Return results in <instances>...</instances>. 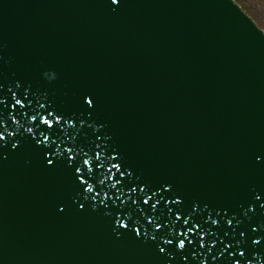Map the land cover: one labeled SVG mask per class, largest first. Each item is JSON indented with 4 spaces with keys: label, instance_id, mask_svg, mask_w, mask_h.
<instances>
[{
    "label": "water",
    "instance_id": "obj_1",
    "mask_svg": "<svg viewBox=\"0 0 264 264\" xmlns=\"http://www.w3.org/2000/svg\"><path fill=\"white\" fill-rule=\"evenodd\" d=\"M246 14L235 0H0L9 99L28 94L33 108L91 124L128 183L170 187L185 210L228 211L236 229L222 237L232 250L189 249L185 262L163 244L170 231L153 241L135 214L120 228L127 214L86 199L58 154L47 165L18 111L0 149V264H233L236 250L264 264V242H251L264 236V31Z\"/></svg>",
    "mask_w": 264,
    "mask_h": 264
},
{
    "label": "snow or ice",
    "instance_id": "obj_2",
    "mask_svg": "<svg viewBox=\"0 0 264 264\" xmlns=\"http://www.w3.org/2000/svg\"><path fill=\"white\" fill-rule=\"evenodd\" d=\"M84 102L89 107L93 105L91 98H86ZM35 103L37 107L33 108V101L28 94L21 96L12 93L9 99L3 85H0V149L8 146L10 136L15 138L18 135L17 131H9V124L19 125V111L21 117L30 121L26 131L36 145L44 150L47 165H53V155L58 154L71 169L76 185L86 199L105 207H115L122 214H127V221L116 220L120 228L128 229V221L133 220L135 214L136 217L143 218L146 225L154 228L155 234L151 236L153 241L157 240L158 234L170 231L163 239V244L174 246L176 254H180L185 262L189 259V249H192L193 258L197 250L201 257L204 252L211 253L218 243L224 245L225 252L233 249V242L226 243L222 238L230 236L236 230L234 218H228V211L207 213L205 210L204 214H200L199 205H188L185 210L179 207L185 204L183 198L164 195L172 191L170 187L154 189L147 184L142 186L140 183H128L133 172L122 166L119 153L109 150L107 144L101 143L104 137L98 130L90 131L91 124L66 118L46 102ZM12 146H19L15 139ZM134 193L139 194L134 196ZM154 196L156 199H153ZM255 199L259 202L258 206L264 209V194H257ZM79 206L81 209L85 207L83 203ZM162 207L166 215L161 213ZM252 210L255 211V208ZM252 231L258 232L260 228L254 227ZM133 232L137 237L147 235V230L142 233L141 227H134ZM241 235L245 233L241 232ZM251 242L259 246L264 242V236L253 237ZM159 252L166 253L168 248L161 246ZM223 255L224 252L221 253ZM231 256L233 264H241V258H244L245 264H251V259L246 257L243 250L231 251ZM172 258L175 259V255ZM212 259L215 260L216 257L212 256ZM202 264H208V260L204 259Z\"/></svg>",
    "mask_w": 264,
    "mask_h": 264
},
{
    "label": "rangeland",
    "instance_id": "obj_3",
    "mask_svg": "<svg viewBox=\"0 0 264 264\" xmlns=\"http://www.w3.org/2000/svg\"><path fill=\"white\" fill-rule=\"evenodd\" d=\"M243 12L254 19L258 27L264 31V0H235Z\"/></svg>",
    "mask_w": 264,
    "mask_h": 264
},
{
    "label": "bare ground",
    "instance_id": "obj_4",
    "mask_svg": "<svg viewBox=\"0 0 264 264\" xmlns=\"http://www.w3.org/2000/svg\"><path fill=\"white\" fill-rule=\"evenodd\" d=\"M258 26V25H257ZM259 28V27H258Z\"/></svg>",
    "mask_w": 264,
    "mask_h": 264
}]
</instances>
